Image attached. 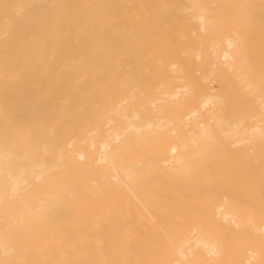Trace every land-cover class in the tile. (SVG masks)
<instances>
[{"label":"bare ground","instance_id":"bare-ground-1","mask_svg":"<svg viewBox=\"0 0 264 264\" xmlns=\"http://www.w3.org/2000/svg\"><path fill=\"white\" fill-rule=\"evenodd\" d=\"M0 264H264V0H0Z\"/></svg>","mask_w":264,"mask_h":264},{"label":"rangeland","instance_id":"rangeland-1","mask_svg":"<svg viewBox=\"0 0 264 264\" xmlns=\"http://www.w3.org/2000/svg\"><path fill=\"white\" fill-rule=\"evenodd\" d=\"M32 126V125H31Z\"/></svg>","mask_w":264,"mask_h":264}]
</instances>
